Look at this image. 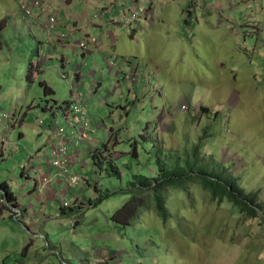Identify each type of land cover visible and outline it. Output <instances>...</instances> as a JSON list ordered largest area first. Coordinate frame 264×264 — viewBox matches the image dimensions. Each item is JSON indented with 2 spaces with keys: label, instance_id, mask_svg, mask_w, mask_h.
Segmentation results:
<instances>
[{
  "label": "rangeland",
  "instance_id": "1",
  "mask_svg": "<svg viewBox=\"0 0 264 264\" xmlns=\"http://www.w3.org/2000/svg\"><path fill=\"white\" fill-rule=\"evenodd\" d=\"M184 1L155 0L157 14L171 25L172 35H166L158 22L153 35L146 36L140 31L142 39L134 45L135 56L127 58V61L114 59L121 68L112 71L106 59L103 61L101 58L102 64L98 62L96 69L93 67L95 58L82 53L84 59L70 54L63 66L60 57H47V63L41 58L37 60L39 44L32 36L33 30L14 33L16 23L23 21L14 17L9 24L7 19L8 26L2 33L0 51V186L7 184L19 200L31 193L32 187H24L27 182L21 176L29 157L30 165L27 163V166L37 187L38 175L50 173L38 172L44 169L36 168L35 163L39 160L35 161V155L39 149L37 145L48 142L37 156L43 158L48 166L51 139L55 138L57 123L55 113L59 115L60 124L68 134L66 138L70 140L72 129L64 118V110L69 112L80 106L90 123L89 140L80 141L76 148L70 144L71 151H81L75 158L70 154L73 157L72 166L75 162L80 166L74 172L81 174L90 187L85 191L80 188L72 190V200H67L64 192L57 197L60 202L68 204V211L76 212L72 217L61 216L58 220L51 218L39 223L48 238H29L28 244L32 241L37 253L32 247H24L22 253L27 252V256L14 255L17 261L9 259L7 264H159L157 256L161 252L162 264H264L263 211L259 212L260 217L248 220L236 215L238 209L233 211L231 206H223L225 204L211 200L194 188L188 200L178 190L169 192L167 205L174 213L172 217L177 220L174 221H179L182 226L178 229L169 224L162 229V247L158 246L157 237H145L148 241L141 244V240L136 238L144 235L131 228L117 227L110 221L113 213L131 198L133 187L128 186L135 175L147 178L157 176L155 147L162 154L184 148V152L188 153L199 138L206 145L205 151L228 168H221L220 172L238 178L237 184L254 193L264 208L262 0H199L190 2L189 6H184ZM4 8L14 11L18 2L0 0V9ZM144 8L149 7L146 5ZM106 10L103 8L95 15V23L104 22L105 16L111 14L112 10ZM71 11L79 16L85 9L78 5ZM127 18L130 24L138 21L129 16ZM114 24L117 26L113 28L115 37H121L123 22L115 21ZM181 24L190 25L184 36L197 29V36L190 40L192 44L197 43L195 47L199 55L193 52L190 44L176 37ZM69 30L78 35L84 31L93 32L80 19L79 24H70L62 34H68ZM92 37L84 35L82 41L87 43ZM97 49L92 48L91 51L96 52ZM131 60L135 64L133 67L128 64ZM150 60L157 65L155 71L145 69ZM37 62L41 63V70L33 72L30 77L31 64ZM77 64L82 66L80 74L83 72L84 76L79 81L75 76ZM122 67L127 72L133 69L132 77L138 72L150 73V78L136 77L133 85H138L141 80L139 84L145 83L147 87L151 79V86L144 93L139 92V96L131 94L128 97L131 83L120 81V88L117 87L116 78L122 75ZM95 72L97 80L102 79L103 82L96 95L91 90ZM42 82L53 90V95L46 96L45 89L40 85ZM73 82H76V87H72ZM78 85L81 87V98L76 100ZM202 108L209 109L210 113L202 115ZM191 115L197 117L196 123L192 122ZM159 117L160 124L155 127V118ZM147 123L151 124L147 132L149 140L145 142L140 134L145 133ZM73 131L77 141L79 133L77 129ZM109 131L114 134L112 142L119 141L109 157L119 168L120 179L108 174L106 164L98 167L84 158L91 140H97L95 147L104 151ZM20 133L24 134L23 140L19 138ZM135 140L138 141V157L126 153L133 147L127 141ZM30 152H33V157L28 155ZM18 164H21V169L17 168ZM80 169H86L88 174L80 172ZM51 178L55 185V178ZM84 192H90L93 204H97L89 208L90 201L84 202L87 211L78 214L77 206L81 203L78 194ZM3 195L0 190V205L10 208ZM32 199L30 197L26 201ZM14 205L10 209L18 219L20 215L15 212L18 210L17 203ZM150 216L148 214V218ZM1 226L0 223V235H9L15 230L13 225ZM155 230L159 232L157 228ZM47 244H50V249ZM28 255L33 257L29 261Z\"/></svg>",
  "mask_w": 264,
  "mask_h": 264
},
{
  "label": "crops",
  "instance_id": "2",
  "mask_svg": "<svg viewBox=\"0 0 264 264\" xmlns=\"http://www.w3.org/2000/svg\"><path fill=\"white\" fill-rule=\"evenodd\" d=\"M172 1H177V0H172ZM198 1L199 0H185L184 6H189L188 4L190 2L194 3ZM14 2H18V8L14 9V11H11L8 8H4L3 10L0 9V19L6 18L9 20V24H10V21L14 17L21 18L23 23L18 21L14 27L13 32L20 33L21 31H24V30H33L32 36L38 41V44H39V48H38L39 58L37 60L41 58L42 62H46L47 57H54V56L60 57L62 66L67 62L66 60L70 54H72L75 57H81L84 59V57L81 54L82 53L81 49L76 47V43L78 41H81L84 35L89 36L90 34L93 36L91 40L96 41V42L98 40L100 42V45L93 47L95 49L98 48L99 50L97 49L96 52L91 51L86 54V56L92 55L95 58L96 62L94 63L93 67L97 69L99 67L98 62L101 63V58H103V61H104V59L107 60V58L118 56L117 58L121 59L122 61H127V58L131 56H135L134 45H138L142 39V34H139V32L142 31L143 33L146 34V36L153 35L155 31L154 26L156 22H158L161 25L163 32L166 35H172L173 33V29L171 28V25L169 23H166V21L163 20L162 17L157 14V5H156L155 0H55L51 12L52 13L55 12L57 15L59 14L58 16H60V21H59L60 25L58 23V34H62V31L65 28L69 27L70 24H75V23L79 24V19L82 20V23L85 24L87 28L90 27V29L93 31L92 33L90 31H84V32H81L79 35L78 33H76L73 37L67 39L66 41H61L59 39V35L48 34V32L46 31L45 24H46L48 17H47V14L43 12V10L36 8L35 16L33 18H26L24 13L20 10L21 0H14ZM139 4L142 7L146 5L149 7V8H145V9H148V12L146 13V15L141 16V18L138 21L134 22L133 26L129 29H126V26L123 24V27H121L124 29L123 35L118 38L115 37L114 32H113V28L117 27L114 24L115 19H117L119 16L127 15L129 13V10H134ZM260 4L264 10V0H262V3ZM78 5H81L82 8L85 9V12H81L79 16L77 14L72 13L71 11L74 7ZM103 8L105 10L106 9L110 11L112 10L111 14H107L105 16L104 22L103 20H101L95 23L94 22L95 15L98 12H100ZM239 13L241 14L240 11ZM121 19L122 18H119L118 21ZM92 22H94L93 24L94 26L91 25ZM67 23L69 25H67ZM75 27H77V25ZM189 27H190L189 24H186V25L181 24L179 26L180 32L176 33V37L190 44L193 52L198 54V49L197 47H195V44L197 43L193 42L192 44L190 40V38L197 36V33H196L197 29L196 28L192 29V31H190L187 36L183 35V33L186 30H188ZM43 55H46V56L43 57ZM74 59L77 60V58H74ZM128 64L131 67L135 66L133 62H129ZM156 66H157L156 63L150 60V64L147 65L145 69L155 71ZM81 69H82V66H80L78 71L75 69L76 79L77 78L80 79L81 76H83L82 75L83 72L80 74ZM122 70H123L122 75L116 78L118 88H120V81H126L127 83H130L128 80L124 78V75H123V73L127 71H125L123 67H122ZM142 76L150 78V73H146V74L144 73L142 74ZM139 82L137 83L138 85L131 84L132 86L128 87V94H129L128 97H130L131 94L139 96V92L144 93L145 91H147L149 86H151V79H149L147 87L145 83L141 85L139 84ZM102 86H103L102 79L97 80V73L95 72L92 75L91 90L94 91V94L96 95V93L98 92V90H100ZM154 111H157V108H154ZM165 114L168 115V112L165 111ZM150 124L151 123L146 124L145 133L140 134V135H145L147 134V132L150 131ZM159 124H160V117L155 118L154 126L156 127ZM97 127H100V125H97ZM39 136H42V135L39 134ZM23 137H24V134L20 133L19 138L23 140ZM113 137H114L113 132L109 131L106 144L111 149L114 148L112 147ZM96 141L97 140L90 141L88 148H87V153L86 155H84V158L90 159L93 163L94 161L92 159V156L94 155L95 151H97V148L95 147ZM43 143L44 142H42L40 145H37V148L39 147V149L37 153L35 152L36 153L35 161H38V160L39 161L35 164H37L36 168L44 169V170H39L38 172L47 173L49 170H48V166L44 163L45 161L43 160V158L39 159V157H37L38 154L42 152V150L44 149V146L48 142H46L44 145ZM70 153L75 158L81 153V151L80 150H72V151L70 150ZM82 154H85V152H82ZM28 155H30L31 157L34 156L33 152H30ZM29 158L27 159L26 162L30 165ZM90 160H89V165L91 166L92 162H90ZM27 163H26V166H24L23 168L21 164L16 165L17 168L19 169L22 168L21 176H24L27 182L24 185V187L28 186V187H32L33 189L31 193L29 194L27 193L26 195H24L23 200H19L15 198L16 203H17L16 209H18L19 211L22 209V212L20 211V217L15 220L11 214V210L9 209L8 210L4 209L3 212H0V223L2 224L1 227H6L8 225H13L15 227V230L13 231V233L9 235H7L6 233H2L0 235V264H7V261L9 259L17 261V259L14 258V255L21 256V257L27 256L26 255L27 252L22 253L24 247L29 246V249L30 247H32L33 252H35L34 250H36V248L34 246V243L31 241L28 244L29 238H35L37 236L42 239L48 238V235L43 234L44 230L41 224L39 223L50 220L51 218L58 220L60 219L61 216L72 217V214L76 212V211L69 210L72 213L67 214V212L69 211L67 209L62 208L64 203L60 202V200H58L57 198L58 195L61 194L60 192H64V195L66 196L67 200L70 198H71L70 200H72V197L74 194L72 193V190L69 189L68 186H66L65 181L61 179H57L58 177L56 176L55 170H54L53 175H52V169L50 170L51 176L55 178V185L53 182L54 186H52L51 191H47L46 193H43L40 195L38 187L36 185V180H34V177L31 176L32 171H30V168L29 166H27ZM79 167H80L79 164L75 162V166L73 165V171L77 172L76 168L79 169ZM33 169L35 168L33 167ZM80 172H83L85 175L88 174L86 173V169L85 170L80 169ZM88 187H90V183L88 186L83 187L80 190L85 191L87 190ZM10 191L13 194V196H15L14 193L16 192L12 191L11 189ZM30 197H33V199L31 201H26ZM78 197L83 203L82 205H85L84 202L87 203L90 200H92L90 196V192H84L82 195L78 194ZM59 209H60V215H58ZM47 248L49 249L51 248L50 244H47ZM30 258H33V257L28 255L27 261H29Z\"/></svg>",
  "mask_w": 264,
  "mask_h": 264
},
{
  "label": "trees",
  "instance_id": "3",
  "mask_svg": "<svg viewBox=\"0 0 264 264\" xmlns=\"http://www.w3.org/2000/svg\"><path fill=\"white\" fill-rule=\"evenodd\" d=\"M106 12H109V10L107 9ZM129 14L130 13L124 16H119L115 21H118L119 18L123 19ZM7 26L8 20L0 19V51L2 49V33L6 30ZM125 26L126 29H129L133 24ZM99 44L100 42L97 40L95 46ZM93 47L94 46L91 45L88 52H91ZM81 52L83 55L88 53L83 52L82 50ZM116 57H113L112 59H116ZM108 59L109 58H107V60ZM130 62H132V60ZM79 68L80 65L77 64L76 70L78 71ZM40 70V62H37L36 64L32 63L29 76L32 77L33 72H38ZM130 72H124V77ZM137 74L142 76L139 72ZM131 84H133L132 81ZM40 85L45 89L46 96L53 95V90L44 82L40 83ZM61 110L63 111L64 109ZM200 111L202 115H204V113H210V110L207 108H202ZM63 112L67 113L68 111L64 110ZM191 116L192 122L196 123L198 120L197 117L193 115ZM54 118L60 123L59 115L55 114ZM205 133L207 134L208 132L205 131ZM140 137H142L145 142L149 140L147 134L140 135ZM116 142V140L113 141L112 147H114ZM127 143H130L133 146L127 155L131 153L138 157V141H127ZM105 148H107V144H105ZM155 148L157 149L158 155V161H156V166L158 167L157 176L154 178H147L145 176L135 175L133 180L129 182L128 186L129 188L133 187L130 190L133 192L131 198L117 209L110 218V221L117 227L119 226L124 229L131 228L132 230L138 231L141 235H144V237L139 236L136 238L141 240V244H145L146 241H148L146 238L153 235L157 237L158 241H156L158 246L162 247L163 243L160 239V237L163 236L162 229L166 228L169 224L172 227H179L178 229L182 226L179 221L175 222L177 220L172 217L174 216V213L169 210L167 205L168 195L172 189L180 191L181 195L185 194L187 200L191 199L189 194L192 192L193 188L194 190L196 189L195 191H202L208 195L211 200L218 201L221 205L225 204L223 206H231L233 211L235 208L238 209L236 215L248 220H254L260 217V211H263L264 213V208L262 204L257 201L256 195L252 192H248L237 184L239 181L238 178L233 177L232 174H223L220 172L221 168H224L225 170L228 168L224 164L215 160L213 154H208V152L205 151L206 145L200 141V138L197 142L192 144L191 150L188 153L184 152V148L180 151H170L162 154L161 150L157 147ZM102 155L103 154L98 149L95 151L92 156L95 165L102 167L106 164L108 174L116 175L120 179L121 174L114 160L104 159L102 158ZM160 159L162 162H160ZM0 190L4 194L3 199H5L6 203L10 205V208L15 207L14 203L16 202V197L11 193L9 186L3 184L0 186ZM96 204L97 202L93 204L92 200H90L89 206L93 207ZM1 207L3 208L2 211L4 209L11 210L6 206L0 205V209ZM77 210L78 214H84L87 209L85 210V205H81L77 206ZM69 212H67V214ZM11 214L12 216L14 215L12 211ZM148 214L152 216L148 218ZM76 224H78L77 221ZM155 228H157L159 232H157ZM157 257L160 260L159 264H162L163 252Z\"/></svg>",
  "mask_w": 264,
  "mask_h": 264
},
{
  "label": "built area",
  "instance_id": "4",
  "mask_svg": "<svg viewBox=\"0 0 264 264\" xmlns=\"http://www.w3.org/2000/svg\"><path fill=\"white\" fill-rule=\"evenodd\" d=\"M54 3V0H22L20 5V10L24 13L26 18H32L35 16V9L39 8L42 9L43 12L47 13L48 20L45 24V29L48 32V34H56L58 31V17L56 15H51L49 11L52 8V5ZM148 12V9H145L140 4L137 5V7L134 10H130L129 17L134 18L133 20H139L141 16L146 15ZM127 16V17H128ZM127 17L119 20L123 22L124 25H130V23L127 21ZM76 34L74 30H70L68 34H60L59 39L61 41H66L67 39L73 37ZM91 44H97L96 41L90 40L87 43L84 41H78L76 45L83 51L88 52L90 50ZM113 57H110L108 60H106L107 66L110 69V71L116 69L118 67L116 61L112 59ZM117 58V57H116ZM111 63V66H110ZM120 68V67H118ZM122 73V72H121ZM139 75H135L132 77V70L131 72L125 76L124 78L126 80H130L133 82V80L138 77ZM64 78L67 79L66 75H63ZM80 79L77 78L76 81H79ZM72 87H76V82L72 83ZM80 85H78V96H76V100L81 98ZM56 114V113H55ZM64 118L69 122L70 128L72 129V137L74 135L73 129H77L79 133V138L77 141L74 139L70 140L67 139V133L66 130L61 126V124L57 121L55 123V138L51 139L52 148L50 150V156L48 157L49 163H48V169L49 171L54 168L56 172L57 179H61L65 181L68 184L69 189L76 190L78 188H82L88 184V181L81 176L79 173H75L73 171L72 166V159L73 157L70 155V144H73L74 148L78 147L80 144V141H83L85 139H89L88 132L90 129V123L85 118L83 110L80 108V106L75 107L73 111H69L67 113H64ZM81 116V117H80ZM76 141V142H75ZM102 157L106 158V156L109 155V152L107 150H104ZM54 179L51 178L50 173L48 174H41L38 175V182H39V192L40 193H46L49 189L53 186ZM63 206H68L67 203H64ZM17 214L20 215V211H15Z\"/></svg>",
  "mask_w": 264,
  "mask_h": 264
},
{
  "label": "clouds",
  "instance_id": "5",
  "mask_svg": "<svg viewBox=\"0 0 264 264\" xmlns=\"http://www.w3.org/2000/svg\"><path fill=\"white\" fill-rule=\"evenodd\" d=\"M22 2V1H21ZM54 2H55V0H54ZM54 4V3H53ZM21 5V4H20ZM52 8H53V5H52ZM52 8H51V10L49 11V13L51 14V15H56L57 17H58V21H59V16L54 12V13H52L51 11H52ZM36 10V9H35ZM42 10V9H41ZM129 12H130V10H129ZM45 13V12H44ZM47 14V13H46ZM48 17V16H47ZM33 18V17H32ZM141 18V17H140ZM48 20V19H47ZM47 22V21H46ZM57 24H58V22H57ZM58 26V25H57ZM57 35H60V34H58V31H57V33H56ZM122 74V73H121ZM104 150H107V152H109V155L110 154H112V149L111 148H109V146H107V148H105ZM102 153V152H101ZM103 154V153H102ZM109 155L108 156H106V158H104V159H111V157H109ZM103 158V157H102ZM49 168V167H48ZM89 185V182H88V184L86 185V186H88ZM86 186H84V187H86ZM83 188V187H82ZM81 189V188H80ZM83 203L81 202L80 204H78V206H81ZM62 208H64V209H66V207L65 206H62ZM12 211V210H11ZM13 217H14V219L16 220V218H15V215H13ZM73 228H75V227H73ZM63 262H65L64 260H62ZM66 263V262H65Z\"/></svg>",
  "mask_w": 264,
  "mask_h": 264
}]
</instances>
